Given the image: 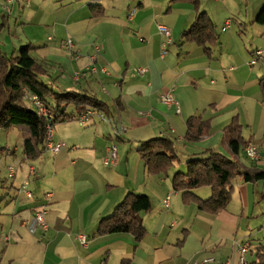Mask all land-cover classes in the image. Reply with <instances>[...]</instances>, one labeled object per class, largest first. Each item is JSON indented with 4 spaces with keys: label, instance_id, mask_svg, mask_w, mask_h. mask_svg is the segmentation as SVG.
Returning a JSON list of instances; mask_svg holds the SVG:
<instances>
[{
    "label": "crops",
    "instance_id": "0c3cea01",
    "mask_svg": "<svg viewBox=\"0 0 264 264\" xmlns=\"http://www.w3.org/2000/svg\"><path fill=\"white\" fill-rule=\"evenodd\" d=\"M263 6L264 0H199L198 11L218 38L207 53L182 39L196 16L187 1L0 0V54L29 45L45 86L93 95L108 106L107 113L87 107L95 115L84 126L67 107L75 120L52 125V141L64 146L52 153L43 142L34 160L25 156L23 137L19 146L13 143L15 130L0 131L1 151L9 153L0 160V264H193L209 257L207 264H239L235 244L244 242L250 247L245 264H263L264 180L235 179L231 201L215 215L183 203L171 186L189 158L207 150L228 157L221 135L235 117L246 147L259 154L252 162L242 150L240 160L264 169V63L249 64L256 50H264V24L254 23ZM159 26L171 31L164 56ZM168 91L179 112L160 102ZM192 116L209 120L210 130L188 142ZM159 136L173 142L177 161L167 174L150 175L137 151L140 142ZM111 146L116 161L104 166ZM9 166L15 169L10 178ZM24 181L31 198L21 192ZM191 192L201 200L211 195L207 187ZM128 194L151 202L149 212L138 214L145 236L136 242L128 233L98 235L100 220ZM39 212L47 229L31 235L25 222Z\"/></svg>",
    "mask_w": 264,
    "mask_h": 264
},
{
    "label": "trees",
    "instance_id": "16d2710c",
    "mask_svg": "<svg viewBox=\"0 0 264 264\" xmlns=\"http://www.w3.org/2000/svg\"><path fill=\"white\" fill-rule=\"evenodd\" d=\"M178 1L190 2L196 11L195 19L182 34V39L202 46L208 53L206 46L217 44L218 41L211 20L205 13L198 11L199 0H172ZM254 23L264 24V6ZM30 51L31 47L26 45L10 56L0 54V130L18 128L22 132L25 156L34 160L42 152L41 146L45 140L48 122L45 118L38 117L23 103L26 92L38 96L50 109L54 118L51 125L60 120L73 121L87 107L107 113L108 106L86 93L53 92L38 80V76L42 75L44 70L30 57ZM259 89L264 100V76L259 80ZM47 99L52 100L53 105H49ZM69 106L73 107L76 116L65 114V109ZM209 130V120L189 117L186 120L185 140L197 141L208 136ZM241 131L238 118H233L222 130L221 135V144L226 149L228 157L207 150L189 158L185 162V171L173 175L171 186L174 191L181 192L183 203L193 202L201 212L215 215L225 209L231 201L232 182L235 179L239 178L245 183L264 180V169L247 167L240 160V153L246 148ZM137 152L150 175L167 174L177 161L174 144L165 136L140 142ZM203 187L211 191L210 197L206 200L195 197L191 192ZM150 210L151 202L147 196L128 194L109 217L100 220L97 234L128 233L138 242L146 233L138 214ZM262 262L260 260V263Z\"/></svg>",
    "mask_w": 264,
    "mask_h": 264
},
{
    "label": "built area",
    "instance_id": "2783aa9c",
    "mask_svg": "<svg viewBox=\"0 0 264 264\" xmlns=\"http://www.w3.org/2000/svg\"><path fill=\"white\" fill-rule=\"evenodd\" d=\"M228 25V23L226 24ZM227 27V26H226ZM225 30V28H223ZM159 32L161 35L165 37V41L163 42V52L162 56L166 54L165 47L171 43V31L164 27V26H159ZM65 47L67 49V52L69 53V56H73V49H74V44L71 38H67L65 41ZM93 60H95V57H92ZM264 63V50L263 49H258L254 52L252 60L249 62L250 65H255L257 63ZM93 72L95 73L96 70L92 68ZM101 72H105L103 69ZM145 72L144 69H139L138 73L143 74ZM160 102L165 104V105H174L176 108V112H179L178 109V104L174 100L172 94L170 91L162 93L160 96ZM23 103L33 110L38 117L45 118L46 121L48 122L47 124V132L45 136L44 143L46 145V148L50 150L52 153H57L61 147L64 146L63 142H58L54 143L52 141V125L51 123L53 122V114L50 111V109L45 105V103L39 99L38 96L31 94V93H25L23 96ZM95 115V111L91 109L84 110L79 116H77V122L81 125L84 126L86 125L91 118ZM245 156L248 160L252 162H256L259 160V154L257 149L249 145L245 148L244 150ZM117 157V151L115 146H111L107 150V154L105 158L103 159V164L104 166H111L114 165ZM15 173V169L12 166H9L8 168V176L9 178L12 177ZM27 181H24L21 185V192L27 197L31 198V193L27 190ZM168 197L164 200V205H168ZM25 228L26 230L31 234L35 235L37 231L39 230H46L47 225L44 221V214L43 212H39L31 216L26 222H25ZM80 243L84 244V239L83 237L80 238ZM237 253H238V263L239 264H245V256L249 252V244L244 242V243H236L235 244ZM213 258H205L201 260L200 262H195L193 264H207L209 262H212Z\"/></svg>",
    "mask_w": 264,
    "mask_h": 264
},
{
    "label": "rangeland",
    "instance_id": "374dc122",
    "mask_svg": "<svg viewBox=\"0 0 264 264\" xmlns=\"http://www.w3.org/2000/svg\"><path fill=\"white\" fill-rule=\"evenodd\" d=\"M10 130H15V132L18 134V135H16V136H13L12 137V140H13V143H15L16 145H18L19 146V139L22 137V132L18 129V128H12V129H10ZM9 130V131H10ZM1 131V130H0ZM5 131H8V130H5ZM14 132V131H13ZM4 139V137L2 136V135H0V141L1 140H3ZM4 144V143H3ZM10 145V144H9ZM2 148H4V145H2L1 146ZM1 147H0V160H1V162H2V158H6L7 156V154H9V153H7V152H5V153H2V149H1ZM6 154V155H5ZM9 156V155H8ZM9 158H11L10 156H9ZM1 164V163H0Z\"/></svg>",
    "mask_w": 264,
    "mask_h": 264
}]
</instances>
